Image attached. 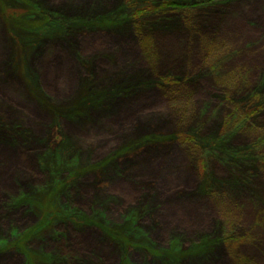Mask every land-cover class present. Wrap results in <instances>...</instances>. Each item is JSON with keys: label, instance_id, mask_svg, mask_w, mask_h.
Listing matches in <instances>:
<instances>
[{"label": "rangeland", "instance_id": "1", "mask_svg": "<svg viewBox=\"0 0 264 264\" xmlns=\"http://www.w3.org/2000/svg\"><path fill=\"white\" fill-rule=\"evenodd\" d=\"M26 1L0 0V242L38 224L11 202L47 183L41 157L50 149L60 159L67 144L70 168L58 175L45 229L23 243L29 254L153 264L142 251L123 257L101 230L51 218L68 203L109 228L145 209L138 228L155 252L175 237L188 248L216 234L206 256L173 255L175 264H264V0L185 1L114 25L102 21L123 1L160 0H38L43 14L102 25L71 32L37 28L47 16H31ZM175 134L194 141L164 139ZM217 138L218 148L256 155L235 165L204 156L199 148ZM5 249L0 264H30Z\"/></svg>", "mask_w": 264, "mask_h": 264}, {"label": "trees", "instance_id": "2", "mask_svg": "<svg viewBox=\"0 0 264 264\" xmlns=\"http://www.w3.org/2000/svg\"><path fill=\"white\" fill-rule=\"evenodd\" d=\"M145 1V0H144ZM179 1V2H177ZM185 1L188 4H191L190 7L193 8L194 5L196 6H202L206 5L211 2H215L218 0H160L157 5L150 4V3H145L144 5H135L131 4L130 6L126 4L125 1L122 6L120 7V10L123 7V12H119L116 15H114L115 12L110 13L111 18L104 17V21H102L103 24H109L112 22V24H116L118 21L119 16L123 15L121 19L128 20L129 16L140 18L142 16H145L147 14H155V13H162L163 11H175L177 9H180L183 7V3ZM28 5H30V15H42V16H47L44 18V22L39 21V26L37 28H44V30L49 29L52 30L55 27L59 30H62L63 32H71L80 30L83 28H92L94 30L98 29V27H101V24H98L93 18H65L62 14L58 13H42L43 11L46 12L48 10H40L42 7L40 6L38 0L32 2L31 0L26 1ZM129 4V2H128ZM128 6V7H126ZM118 7V8H119ZM117 8V10H118ZM10 13H13L14 11L9 10ZM119 11V10H118ZM116 11V12H118ZM41 12V13H40ZM112 14V15H111ZM126 15V16H125ZM120 16V17H121ZM126 17V18H125ZM109 20H106V19ZM108 21V22H107ZM89 30V29H88ZM104 31V30H103ZM264 81V72L262 73L260 82ZM259 82V83H260ZM259 87V84H258ZM143 88V87H142ZM141 88V89H142ZM260 88V87H259ZM111 95H115V93H112ZM259 93L255 91L253 94L248 96L247 98V104L251 102L252 98H255ZM259 98V97H256ZM238 107V106H237ZM155 138H160V137H151L148 139V142L153 141ZM165 140L172 142V143H185V142H193L194 139L191 137H187L184 134H175L170 137H165ZM220 139H216L213 143L208 144L206 147V144L204 143V148L202 146L199 148L202 150L204 156H207L208 158H217L219 161H222L223 163L226 164H231L235 165L237 160H240V163L242 162L241 160L247 158L250 159V154L256 155V151L254 148H249V149H226V148H218V141ZM198 142V141H197ZM222 144V142L220 143ZM65 146V147H64ZM63 149H61L59 155L60 159H56L54 157V154H56V150H50L48 149V152L43 154V156L40 159V166L42 169L49 174V180L47 183L44 184L43 187L39 188L33 193H28L24 195H19L17 198L12 200V206L11 208H15L17 206H26L28 209L31 210L32 213L37 215L39 217V222L35 226V228H30L23 233H20L18 236L14 237L12 239V242L8 243L6 245L5 241H1L0 245L2 247H6L5 251H14L15 253L22 254L23 256H26L30 260V264L32 262L37 263V264H42V263H50V264H57V260L55 259V256L51 257H36L34 256L33 253L29 254V250L27 249V245L23 246L24 241H29L33 237V235L41 233L43 229H45L46 226V216L49 215L52 212L51 207H49L47 204L49 203V198L53 197V190L55 188H58V184L61 182L60 177L58 175H63L61 174V170L63 168L69 169V165L61 164L63 162V159L66 160L68 157V153L66 152V147L68 146L67 144L64 145ZM59 153V154H60ZM68 164V163H67ZM242 164V163H241ZM249 165V164H248ZM65 183H63L64 186ZM45 194H48V196L44 197ZM42 198V199H40ZM61 211L57 215H51V218H54L55 220H60L61 223H70L74 225L77 229L79 228H95L98 229L99 231L101 230L102 235L107 239L110 240L111 243L115 246H117L121 252V254L124 256H127L131 251L134 253H140L145 252L147 256H149L150 260L152 261L153 264H175L173 263L174 257L173 255H178L182 253H188L192 255H196L199 257H204L207 255L208 250H206L209 246V244L216 246L215 244L218 243V239L215 235H203L199 238V240L196 242V244L191 245L188 248H182V240L181 237H175L171 240L169 243L168 247L161 252H155L150 250V245L146 243V239L142 235V231L138 228V221L142 214H144L145 209H137L134 212L130 213L127 215L125 218L126 221L123 224V227L119 228H109V226H103L102 224H99L96 221V216L91 217V216H86L83 212L80 210L75 209L71 204H64L62 203L60 208ZM60 215V216H59ZM57 218V219H56ZM95 219V222L93 221ZM216 237V238H215ZM29 245H31L29 243ZM205 248V249H204ZM185 249V250H184ZM140 251V252H139ZM121 255V256H122ZM180 255V256H181ZM204 255V256H202ZM57 258V257H56ZM56 260V261H55ZM59 260V259H58ZM32 261V262H31ZM61 262V260H59ZM121 264H126L125 260H121Z\"/></svg>", "mask_w": 264, "mask_h": 264}]
</instances>
